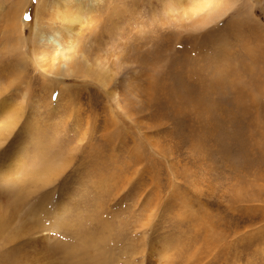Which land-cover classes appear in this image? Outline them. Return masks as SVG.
Masks as SVG:
<instances>
[{
	"label": "rangeland",
	"instance_id": "374dc122",
	"mask_svg": "<svg viewBox=\"0 0 264 264\" xmlns=\"http://www.w3.org/2000/svg\"><path fill=\"white\" fill-rule=\"evenodd\" d=\"M56 1L30 0L24 35L44 7L54 35ZM20 2L0 0V88L24 107L0 142L23 144L10 171L1 162L0 219L27 229L58 216L62 230L30 254L0 242V264L36 249L47 264H88L83 238L101 233L100 264H264V0H95L76 47L57 39L47 64L14 41ZM71 52L99 59L109 86L56 72ZM38 162L47 183L33 180Z\"/></svg>",
	"mask_w": 264,
	"mask_h": 264
},
{
	"label": "bare ground",
	"instance_id": "6f19581e",
	"mask_svg": "<svg viewBox=\"0 0 264 264\" xmlns=\"http://www.w3.org/2000/svg\"><path fill=\"white\" fill-rule=\"evenodd\" d=\"M87 2L89 3L88 6L85 5ZM29 3H30V0H22V2L16 4L17 5L16 9L15 11H13L12 15L10 16L8 20V27L10 31L12 32V34L16 36V40L14 41L18 40L23 43H27L31 41L32 44L34 45V50H35L34 55L36 58V62L40 61L46 64L49 63V61L55 62V57H56L55 54L57 52L55 50L58 44L57 39L64 38L66 42H69L73 44V47H76L79 36L82 33V32L80 33V31L84 23L87 22L86 19L88 18L87 17L85 19L82 16L84 14H90V11L92 10L96 11V6L97 5L99 6L98 4L99 2H95V0L91 1L92 6L89 0H86L84 2L81 1V3L77 2V0H59V1H56L55 3H51V5H53L52 12L55 11L57 15L55 17V21H56L55 23L59 22L61 24L60 27H58L59 29L56 30L54 27H52V31L54 32V35L53 34L51 35L50 33H48L47 30H45L44 27L41 26L43 22V18H45L44 15L47 12V9L43 11V9L45 8L44 7L37 11V15H36L37 19L35 22V28L32 31V34H30V36L27 37V35L23 34L22 28H23V25L26 23L24 22L23 18L27 12L26 10H28L27 5ZM75 6H76V9H74ZM221 16L222 15H220L219 17L221 18ZM83 19H85L86 22H84L85 20ZM213 22L215 21L212 20L210 23H213ZM5 46L7 47L8 45H5ZM6 47L4 48V50H10V53H14L13 52L14 47H12V45L10 46V49ZM66 59H67L68 64L70 63L71 65V68L68 71H62V69H65V68L60 66L61 62L57 63L59 66L57 67L56 72L60 73L62 76L64 74H68V76L82 74L84 77L92 78L101 87L107 88L109 86V81H110L109 80V70L104 65H102V62L101 63L99 62V59L96 58V60L93 63H91L88 55L82 54L80 58L78 59L72 56V52L69 55V58H66ZM82 70H84V72ZM4 92L2 91V88H0V142L2 141L4 142V140L5 141L9 140V136H11L13 129L16 128L19 125V123L22 121L23 119L22 116L24 113L23 104L14 105V104L7 102V98L4 97L6 93L4 94ZM110 93L111 94L113 93V96H112L113 102L117 104L118 106H120V101H119L120 95L118 94V92L116 90H112L110 91ZM32 122L33 120H30L26 123V126L23 129V132L27 133V132L32 131L34 127V123ZM12 141H13L12 146H9L7 148H3L1 146L2 144L0 143V174L2 173L1 165H3L1 164V162L4 163V161H6L5 164L7 165L9 171L11 170L9 168H12L13 166L12 164L15 160V152L17 151L16 146L19 147L20 141L16 139H13ZM22 145H20L21 148H22ZM26 150H27V147H26ZM23 157H26V155L23 154ZM27 158L29 159V157ZM32 168L33 169L30 171V173L33 175V180L35 182H40V184L41 182H44V183L48 182L46 180L47 178L46 173H49V169H48L49 165L47 163L38 162V163H35V165H32ZM51 201H52V198L46 199V201H44L45 205L50 206ZM53 207L58 210L63 209V203H61V201L59 200V202H54ZM50 217L54 219L55 221L59 219L58 216H50ZM42 218L43 217H40L37 219L35 218L30 219L27 223L29 225V228L27 229L20 227L19 224H15V225L6 224L4 223V219L3 220L0 219V242L4 244L20 245L28 253L31 248H34L36 246L35 243L37 242L40 245L48 244L49 241L52 239L53 235L51 233L47 235H44V234L49 231L51 232V230L58 231L62 229L55 221L51 222L50 225H46L45 220H43ZM34 230L36 232H34ZM38 234L40 235V237H36V238L33 237ZM81 235H84V234H81ZM87 236L83 238V244H84L83 251H85L84 253L88 257L87 260H89L87 262L88 264H100L101 257L99 258L97 255H100L103 258V255L106 251V247L108 244V238L105 236L104 233H101L98 236H88V237ZM76 255H79V254L76 253ZM27 264H47V260L45 257H43V252H40L39 249L38 250L36 249L35 253L31 254L30 260L27 261Z\"/></svg>",
	"mask_w": 264,
	"mask_h": 264
}]
</instances>
